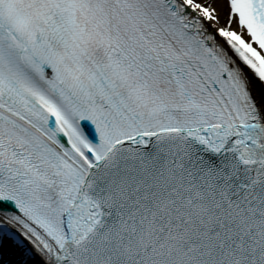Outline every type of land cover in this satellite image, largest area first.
Listing matches in <instances>:
<instances>
[{
  "label": "snow or ice",
  "instance_id": "1",
  "mask_svg": "<svg viewBox=\"0 0 264 264\" xmlns=\"http://www.w3.org/2000/svg\"><path fill=\"white\" fill-rule=\"evenodd\" d=\"M0 264H264V0H0Z\"/></svg>",
  "mask_w": 264,
  "mask_h": 264
}]
</instances>
